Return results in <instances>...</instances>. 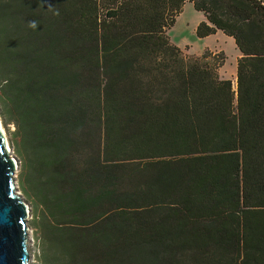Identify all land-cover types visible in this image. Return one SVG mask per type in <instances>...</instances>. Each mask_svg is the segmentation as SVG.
Segmentation results:
<instances>
[{"label": "trees", "instance_id": "trees-1", "mask_svg": "<svg viewBox=\"0 0 264 264\" xmlns=\"http://www.w3.org/2000/svg\"><path fill=\"white\" fill-rule=\"evenodd\" d=\"M187 1L235 83L171 43ZM0 118L42 264H264V1L0 0Z\"/></svg>", "mask_w": 264, "mask_h": 264}, {"label": "rangeland", "instance_id": "rangeland-1", "mask_svg": "<svg viewBox=\"0 0 264 264\" xmlns=\"http://www.w3.org/2000/svg\"><path fill=\"white\" fill-rule=\"evenodd\" d=\"M204 20V14L196 11L191 4H187L183 7L182 12L176 18L174 26L167 31V35L171 43L180 48L182 54L187 58L201 56L206 52H211L215 55H223L224 62L219 69V74L221 77L230 79L235 83L237 60L240 56V52L238 51L234 40L223 32L219 31L209 37L199 38L196 35L194 28L197 22L201 23ZM2 126L10 148L9 156L12 157L16 166L14 171L16 193L28 207L26 224L28 227L29 263L42 264L41 256L43 243L39 238L40 225L43 220V218H41L42 211L40 207L36 206L33 197L26 191V188H23L22 186V160L16 154L12 146L13 140L12 135H10L14 129L5 126L3 123Z\"/></svg>", "mask_w": 264, "mask_h": 264}, {"label": "water", "instance_id": "water-1", "mask_svg": "<svg viewBox=\"0 0 264 264\" xmlns=\"http://www.w3.org/2000/svg\"><path fill=\"white\" fill-rule=\"evenodd\" d=\"M15 169L0 130V264H30L28 207L16 193Z\"/></svg>", "mask_w": 264, "mask_h": 264}, {"label": "bare ground", "instance_id": "bare-ground-1", "mask_svg": "<svg viewBox=\"0 0 264 264\" xmlns=\"http://www.w3.org/2000/svg\"><path fill=\"white\" fill-rule=\"evenodd\" d=\"M0 130L2 131V134L4 135V138H5V143H6V148H7V151L8 153L10 152V148H9V145H8V141H7V138H6V135H5V131H4V128L2 126V122H1V118H0ZM12 158V157H11ZM28 209V208H27ZM28 211V210H27Z\"/></svg>", "mask_w": 264, "mask_h": 264}, {"label": "crops", "instance_id": "crops-1", "mask_svg": "<svg viewBox=\"0 0 264 264\" xmlns=\"http://www.w3.org/2000/svg\"><path fill=\"white\" fill-rule=\"evenodd\" d=\"M187 4H191V5L193 6V4H192L191 2H188V1H187V2L185 3V5H187ZM185 5H184V7H185ZM202 14H203V13H202ZM204 17H205V16H204ZM205 20H206V18H205ZM205 20H204V21H205ZM199 23H200V22H197V23H196L195 28H194L195 31H196V28H197V26L199 25Z\"/></svg>", "mask_w": 264, "mask_h": 264}, {"label": "clouds", "instance_id": "clouds-1", "mask_svg": "<svg viewBox=\"0 0 264 264\" xmlns=\"http://www.w3.org/2000/svg\"><path fill=\"white\" fill-rule=\"evenodd\" d=\"M29 26L35 28L36 27L35 22H32Z\"/></svg>", "mask_w": 264, "mask_h": 264}]
</instances>
